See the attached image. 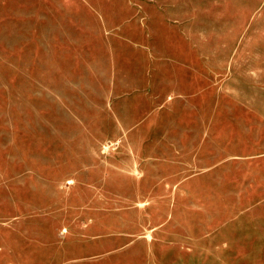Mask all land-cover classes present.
Returning a JSON list of instances; mask_svg holds the SVG:
<instances>
[{
  "label": "rangeland",
  "instance_id": "374dc122",
  "mask_svg": "<svg viewBox=\"0 0 264 264\" xmlns=\"http://www.w3.org/2000/svg\"><path fill=\"white\" fill-rule=\"evenodd\" d=\"M0 264H264V0H0Z\"/></svg>",
  "mask_w": 264,
  "mask_h": 264
}]
</instances>
